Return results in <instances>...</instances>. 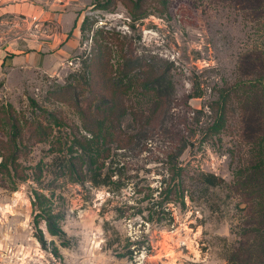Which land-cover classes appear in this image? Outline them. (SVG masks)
I'll return each mask as SVG.
<instances>
[{
  "label": "rangeland",
  "instance_id": "1",
  "mask_svg": "<svg viewBox=\"0 0 264 264\" xmlns=\"http://www.w3.org/2000/svg\"><path fill=\"white\" fill-rule=\"evenodd\" d=\"M24 1L76 9L80 34L21 74L4 49L61 30L0 11V264H227L258 206L264 1Z\"/></svg>",
  "mask_w": 264,
  "mask_h": 264
},
{
  "label": "trees",
  "instance_id": "2",
  "mask_svg": "<svg viewBox=\"0 0 264 264\" xmlns=\"http://www.w3.org/2000/svg\"><path fill=\"white\" fill-rule=\"evenodd\" d=\"M263 1L264 0H241V3L246 4L247 8H255L257 6L259 7ZM83 27L84 25L81 26L82 29ZM259 60L263 61L264 59L260 57ZM83 77L82 81H87L85 74ZM262 88L263 95H260L261 97L256 96L253 98V102H250L247 106L251 112L256 111L255 116L258 119L257 123L263 131V135L259 137L257 142L260 147L259 161L253 168L254 173H252L248 181H246L249 186L254 185L255 187L259 185L258 190L256 188L249 190L250 193L248 196L252 203L257 201L258 206L254 209L249 206L250 210L248 211V221L246 222L245 228L241 234L243 238L239 242L238 246L231 251L227 264H264V85ZM14 130L17 131V128H14ZM95 148L96 147H89V150H91V152H95L97 151ZM90 158L91 163L93 164V157ZM88 170L93 172L91 180L96 185L106 184V179H104V181H98V179H95L98 176V171L95 169L93 170L92 167L88 168ZM257 175L261 177V181L259 183H257L256 180L253 181L254 176ZM199 180L205 187H217L224 182L221 178L212 173L201 174ZM55 219V216L51 213L46 217L45 221L48 232L52 236H65V234L58 227Z\"/></svg>",
  "mask_w": 264,
  "mask_h": 264
},
{
  "label": "crops",
  "instance_id": "3",
  "mask_svg": "<svg viewBox=\"0 0 264 264\" xmlns=\"http://www.w3.org/2000/svg\"><path fill=\"white\" fill-rule=\"evenodd\" d=\"M5 1V0H0ZM63 6H67V3ZM29 4L22 0L15 3H6L2 7L0 5V11L3 14H16L19 13L27 18H40L45 19L44 21L57 22L60 27V37L48 36L46 40L37 41L36 51H28L32 47V42L23 40L20 42L21 49L13 50L6 47V52L3 56L2 64L8 66L9 70H19L21 74L27 73L33 69L47 70L48 67L53 63L54 65L61 64L60 61L64 59L78 42V13L76 9H69L63 14L56 13L53 9L36 8L34 10L29 9ZM28 10L31 12L29 13ZM28 12V13H27ZM33 16V17H32ZM80 34V33H79ZM45 39V38H44ZM63 44V45H62ZM9 52V53H7Z\"/></svg>",
  "mask_w": 264,
  "mask_h": 264
}]
</instances>
